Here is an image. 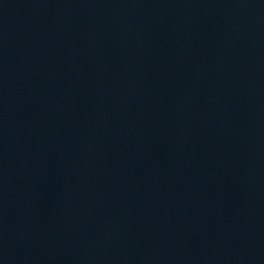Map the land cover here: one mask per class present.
Returning <instances> with one entry per match:
<instances>
[{"label":"water","instance_id":"95a60500","mask_svg":"<svg viewBox=\"0 0 264 264\" xmlns=\"http://www.w3.org/2000/svg\"><path fill=\"white\" fill-rule=\"evenodd\" d=\"M0 264H264V0H0Z\"/></svg>","mask_w":264,"mask_h":264}]
</instances>
